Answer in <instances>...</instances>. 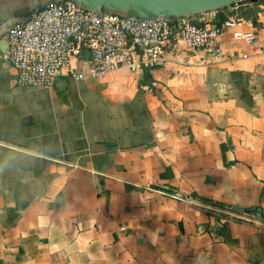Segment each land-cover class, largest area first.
Segmentation results:
<instances>
[{
	"label": "crops",
	"instance_id": "crops-1",
	"mask_svg": "<svg viewBox=\"0 0 264 264\" xmlns=\"http://www.w3.org/2000/svg\"><path fill=\"white\" fill-rule=\"evenodd\" d=\"M46 1L0 0V43ZM76 1L141 11L136 0ZM256 2L196 14L243 22L224 30L219 58L175 40L150 84H140L146 68L124 66L27 87L0 56V264H264Z\"/></svg>",
	"mask_w": 264,
	"mask_h": 264
},
{
	"label": "built area",
	"instance_id": "built-area-1",
	"mask_svg": "<svg viewBox=\"0 0 264 264\" xmlns=\"http://www.w3.org/2000/svg\"><path fill=\"white\" fill-rule=\"evenodd\" d=\"M200 13L142 16L76 0H47L10 27L0 56L16 68L17 84L27 87L51 86L62 75L98 79L124 66L134 72L153 69L165 63L168 50L180 39L206 57L219 58L224 55L222 33L243 18L195 22ZM243 36L251 42L256 37L253 32Z\"/></svg>",
	"mask_w": 264,
	"mask_h": 264
},
{
	"label": "water",
	"instance_id": "water-1",
	"mask_svg": "<svg viewBox=\"0 0 264 264\" xmlns=\"http://www.w3.org/2000/svg\"><path fill=\"white\" fill-rule=\"evenodd\" d=\"M140 6V12H133L142 16L153 13H170L173 15L187 13L188 10L203 11L216 4L231 2L232 6L241 4L244 0H136ZM256 2L258 0H249ZM8 44L6 41L0 43V48L5 51ZM258 216L262 215V210L258 206L245 209Z\"/></svg>",
	"mask_w": 264,
	"mask_h": 264
},
{
	"label": "trees",
	"instance_id": "trees-1",
	"mask_svg": "<svg viewBox=\"0 0 264 264\" xmlns=\"http://www.w3.org/2000/svg\"><path fill=\"white\" fill-rule=\"evenodd\" d=\"M145 83H149V84L152 83V77L149 72V69L147 68L145 69L144 78L140 79V84H145Z\"/></svg>",
	"mask_w": 264,
	"mask_h": 264
}]
</instances>
